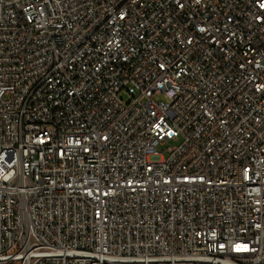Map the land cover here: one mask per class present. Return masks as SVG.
Wrapping results in <instances>:
<instances>
[{
  "label": "built area",
  "instance_id": "2783aa9c",
  "mask_svg": "<svg viewBox=\"0 0 264 264\" xmlns=\"http://www.w3.org/2000/svg\"><path fill=\"white\" fill-rule=\"evenodd\" d=\"M0 264H264V0H0Z\"/></svg>",
  "mask_w": 264,
  "mask_h": 264
},
{
  "label": "rangeland",
  "instance_id": "374dc122",
  "mask_svg": "<svg viewBox=\"0 0 264 264\" xmlns=\"http://www.w3.org/2000/svg\"><path fill=\"white\" fill-rule=\"evenodd\" d=\"M173 146L175 145V143H171Z\"/></svg>",
  "mask_w": 264,
  "mask_h": 264
}]
</instances>
